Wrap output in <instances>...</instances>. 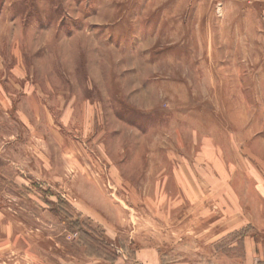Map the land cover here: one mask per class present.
Segmentation results:
<instances>
[{"label": "rangeland", "instance_id": "obj_1", "mask_svg": "<svg viewBox=\"0 0 264 264\" xmlns=\"http://www.w3.org/2000/svg\"><path fill=\"white\" fill-rule=\"evenodd\" d=\"M260 16L0 0V264H264Z\"/></svg>", "mask_w": 264, "mask_h": 264}, {"label": "crops", "instance_id": "obj_2", "mask_svg": "<svg viewBox=\"0 0 264 264\" xmlns=\"http://www.w3.org/2000/svg\"><path fill=\"white\" fill-rule=\"evenodd\" d=\"M248 3H250V5H252L253 3H257L261 5L260 20L262 24L264 25V0H248ZM251 8L253 9V6ZM263 42H264V35H263ZM263 53H264V48H263Z\"/></svg>", "mask_w": 264, "mask_h": 264}]
</instances>
